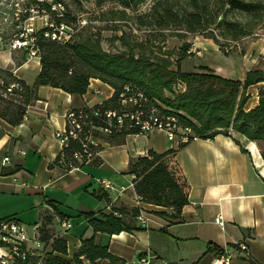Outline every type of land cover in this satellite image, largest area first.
I'll return each instance as SVG.
<instances>
[{
  "label": "crops",
  "instance_id": "1",
  "mask_svg": "<svg viewBox=\"0 0 264 264\" xmlns=\"http://www.w3.org/2000/svg\"><path fill=\"white\" fill-rule=\"evenodd\" d=\"M190 50L188 57L198 60L190 72L206 67L223 78L243 81L249 71H264V31L239 54H224L213 41H194ZM0 68L31 86L40 61L27 48L6 45L0 47ZM263 85L247 88L245 110L258 105ZM112 95L113 89L98 79H90L86 93L76 96L39 86L20 124L10 125L0 117V219L38 228L43 216L53 215L51 232L66 241L67 258L77 251L81 237L93 235L97 245H106L125 264H137L141 258L148 264H211L218 252H225L230 264H264V161L259 144L244 136L194 138L177 150L179 139L169 140L165 132L153 130L111 144L102 140L95 163L66 170L57 161L62 147L55 134L64 129L66 113L100 105ZM150 150L158 154L177 150L175 160L189 185L188 204L178 220L167 217L169 209L136 197L128 166ZM102 181L110 188L104 189ZM48 201L58 206L64 219L55 216ZM122 206L139 209L136 218L125 216L137 230L93 234L86 220L77 217L107 214ZM218 217L222 225L215 222ZM29 242L27 247L34 251ZM240 243L247 246L248 255Z\"/></svg>",
  "mask_w": 264,
  "mask_h": 264
},
{
  "label": "trees",
  "instance_id": "2",
  "mask_svg": "<svg viewBox=\"0 0 264 264\" xmlns=\"http://www.w3.org/2000/svg\"><path fill=\"white\" fill-rule=\"evenodd\" d=\"M10 1L12 0H0L1 18H5L7 13L14 15L17 3L25 10V14H21V21L28 18L27 10L31 7L39 6L40 9L50 11L49 4L40 6L38 0L13 1L12 9L7 10L5 6ZM74 1L80 4L89 0ZM146 1L94 0L97 7L108 2L120 7L119 10L102 13L100 20L128 22L137 31H148L143 40H139L132 30L121 31V36L117 38L121 46L115 52L104 50L99 35L89 32L86 25L66 43L45 37V28L38 30L34 34V46L40 61V72L34 83L27 86L12 72L0 68V91L11 84L17 85L9 98L0 99V117L10 125L20 124L27 106L36 98L35 91L39 86H50L76 96L86 93L90 79H98L113 89V95L100 105L81 108L95 127L94 135H98L99 129L108 127L105 118L107 112H121V94L124 97L141 94L138 104L143 109L144 118L148 119L152 109H156L154 116H175L178 129L174 135L177 139L188 129L187 141L179 143L177 150L194 138L214 139L218 135L231 136V133H236L250 142L258 143L260 156L264 161V85L259 92L258 105L250 110L244 109L247 88L257 83L264 84V71H249L243 81L223 78L206 67L200 68L198 72L186 73L180 70V62L191 56L190 46L181 47L177 53L165 52L163 46H159L166 36L164 31L168 29L184 30L192 34L206 29L218 30L222 39L237 42L253 33L255 27L264 22V4L244 0H185L187 7L183 8L178 7L173 0H155L146 13L131 17L126 12L128 9L136 10ZM52 2L64 7L62 18L52 16L54 22L71 26L81 19L72 16L61 0ZM225 9L244 14L249 17V21L244 25L227 21L224 18ZM19 32L18 30L16 33ZM210 38L218 43L212 33ZM11 40V36H0V47L9 45ZM173 56L176 60L172 59ZM140 133L137 128L116 129L111 126L109 135L98 136L111 144L127 135ZM80 149L78 143L70 142L61 151L57 161L66 170L82 166L83 161L73 158V153ZM177 150L161 154L150 150L146 155L130 162L127 170V174L133 176L132 184L137 199L169 209L167 217L174 221L178 220L183 207L188 204L189 190L187 180L175 160ZM96 160L94 158L90 163H95ZM47 203L55 216L65 218L57 205L52 201ZM139 213L138 208L128 209L122 206L112 208L107 214L88 212L80 213L77 217L86 220L87 227L93 234L113 235L137 230L138 228L126 222L125 216L136 218ZM8 220L11 218L0 219V223ZM52 221L53 215L42 217L37 239L43 249L37 251L39 254L35 252L36 256L28 258L30 264H125L124 260L112 255L106 245H97L93 235L81 237L77 251L71 258H67V243L63 238L52 234ZM221 253L218 252L217 255ZM11 264L24 262L14 259Z\"/></svg>",
  "mask_w": 264,
  "mask_h": 264
},
{
  "label": "built area",
  "instance_id": "3",
  "mask_svg": "<svg viewBox=\"0 0 264 264\" xmlns=\"http://www.w3.org/2000/svg\"><path fill=\"white\" fill-rule=\"evenodd\" d=\"M39 5L49 4V12L45 9H40L39 6L31 7L28 11L27 21L32 22L35 18H39L42 21L45 32V37L60 43H66L85 26L87 23L84 19H78L77 22L71 26H67L63 23L54 22V17L62 18L64 14V7L60 3H54L52 0H38ZM53 14V15H51ZM54 16V17H52ZM132 29V28H131ZM132 31L137 33L133 28ZM37 32L33 28L32 23L29 24V28L25 29V32L19 34V36L10 41L9 47L15 48H27L28 53L31 56L36 55L37 49L34 46L35 38L34 34ZM191 52V51H190ZM17 88L16 84H11L6 87L5 90L0 91L1 98H9L12 90ZM180 88V86H178ZM141 94L135 96L124 97V94L120 95L122 110L120 113L109 111L106 113L105 118L108 121V127L99 129L98 135L105 136L111 133V126L116 129L125 128L132 129L137 128L141 133L151 132L153 130H161L165 132L169 140L176 138L174 132L178 129L176 125V118L173 115L162 114L160 116H154L156 109L150 110V116L148 119L143 116V109L138 104ZM153 114V115H151ZM95 127L88 120V115L81 109L69 110L65 116V127L62 131L56 132L55 136L61 143V151L69 146L70 142L78 143L81 147L80 151L73 153V158L84 163H90L94 158H97L101 147L102 139L98 135H94ZM188 129L184 130V135L179 138L180 142H186ZM5 159L4 161H6ZM104 189H109L110 184L108 182H101ZM215 222L218 225H222L220 218H216ZM62 225L66 228L70 227L68 222H63ZM38 228L34 226L33 231ZM30 239L27 238L26 232L22 225L11 219L6 222L0 223V264H11L14 259H20L24 264H30L28 258L36 256L35 251L40 249L41 243L37 238H33L34 251L27 247V242ZM240 250L244 251L248 255V249L245 244H238ZM137 264H148V261L141 258L137 261ZM211 264H230V258L225 252L217 255Z\"/></svg>",
  "mask_w": 264,
  "mask_h": 264
},
{
  "label": "rangeland",
  "instance_id": "4",
  "mask_svg": "<svg viewBox=\"0 0 264 264\" xmlns=\"http://www.w3.org/2000/svg\"><path fill=\"white\" fill-rule=\"evenodd\" d=\"M17 0H12L8 5L5 6L7 10L12 9V2ZM63 4L66 6V10L75 18H82L86 21V26L88 27L89 32L97 33L101 39V45L104 50L115 52L120 48V42L117 40L121 36V31L128 32L132 30L133 27L129 25L128 22H118V21H102L100 20L101 14L107 12L109 10H119L120 7L115 3H106L102 7H97L94 3V0H89L87 2L76 3L74 0H61ZM155 0H147L144 4L136 8V10L128 9L126 12L131 16H135L138 14H143L149 11L153 2ZM246 2H262L264 4V0H244ZM24 2V1H21ZM173 2L178 4V7H187L185 0H173ZM15 14L11 15L7 13L5 18L0 17V36L4 35L7 37L11 36V39L17 38L20 32H25V29L29 28V24L32 23L33 28L35 30H41L43 28V23L41 19L35 18L34 21L29 22L27 18L22 20L21 14H25V10L23 7L15 5ZM224 18L227 21L231 22H239L244 25L249 21V17L240 14L238 12L225 9ZM219 20V19H218ZM18 26H15V24ZM133 25V24H132ZM132 28V29H131ZM19 33H16L17 31ZM136 30V29H135ZM264 31V22L257 25L250 35L245 36L241 40L237 42H233L230 40H224L219 36L218 30L206 29L199 33H188L184 30L179 29H168L164 31L166 35L164 41L159 44V46H163V51L177 53L181 47L191 46L194 41L205 42V41H213L210 38V34L216 38L219 50L227 55L239 54L242 50L246 49L248 45ZM15 32V33H13ZM133 32V31H132ZM137 33H134L139 40H143L147 35L148 31L145 30H136ZM9 39V38H8ZM191 50L189 49V52ZM192 53V51H191ZM173 60H176V57H172ZM198 60L192 57H185L180 62V70L186 73L190 72L193 63H197ZM174 69V67L172 68ZM23 229L26 232L27 238L33 240V228L34 226L21 224ZM29 242V241H28ZM32 242H29V244ZM33 244V243H32Z\"/></svg>",
  "mask_w": 264,
  "mask_h": 264
}]
</instances>
